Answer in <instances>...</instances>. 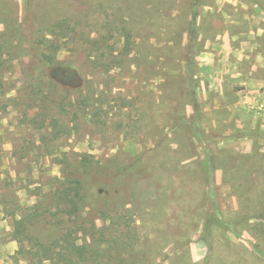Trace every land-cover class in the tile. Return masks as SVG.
I'll list each match as a JSON object with an SVG mask.
<instances>
[{
  "label": "rangeland",
  "instance_id": "374dc122",
  "mask_svg": "<svg viewBox=\"0 0 264 264\" xmlns=\"http://www.w3.org/2000/svg\"><path fill=\"white\" fill-rule=\"evenodd\" d=\"M263 91L264 0H0V264H264Z\"/></svg>",
  "mask_w": 264,
  "mask_h": 264
},
{
  "label": "trees",
  "instance_id": "16d2710c",
  "mask_svg": "<svg viewBox=\"0 0 264 264\" xmlns=\"http://www.w3.org/2000/svg\"><path fill=\"white\" fill-rule=\"evenodd\" d=\"M191 26L193 28L195 27V22L193 20L191 21ZM59 27H60V29L67 30V27L65 28L64 23H60ZM65 34L67 35V33L63 32L61 34V36H66ZM43 41H48V43H47V45H48L47 50L48 51L42 54V58L45 62L51 64L55 60L54 55L57 52V50L59 49V46L53 40H48L46 38V36L43 39ZM129 44H130V41H129V38L127 36V38L125 40V44H124L125 54H127L130 51ZM47 85H48V87H52L54 92L56 91V89H54L55 85L53 86L51 81L48 82ZM92 165H93V161L89 157H87V156L82 157L81 166L83 167L84 171L88 172L89 168ZM83 182L84 181L82 178H72L70 180H66L65 183L62 185V188L59 191L58 198H57L58 199V205H59L58 212L65 214L67 216L68 221L72 218L79 219L81 217L82 211L86 207V198H87L86 194L87 193L84 189L85 186H84ZM92 223H94V221H92ZM91 226L94 227L93 224ZM84 232L85 231H83V233ZM72 233H73L72 229H69L67 234L62 238L61 241L66 243V245L62 249H63V251L67 250V249L70 251H73L76 254V256L78 258H80V257H82L83 253L87 250V244L84 242L81 244H77L73 239H70V235ZM50 250L51 249H47L48 252ZM55 254H58L60 256H64L60 252L55 253ZM68 256L70 257V255H68ZM68 259H64L62 257V261L66 262L67 264L70 262L69 264H71L72 261L71 260L67 261ZM78 262H81V261H78Z\"/></svg>",
  "mask_w": 264,
  "mask_h": 264
},
{
  "label": "crops",
  "instance_id": "0c3cea01",
  "mask_svg": "<svg viewBox=\"0 0 264 264\" xmlns=\"http://www.w3.org/2000/svg\"><path fill=\"white\" fill-rule=\"evenodd\" d=\"M260 94H263V99H261L260 107H264V91Z\"/></svg>",
  "mask_w": 264,
  "mask_h": 264
}]
</instances>
